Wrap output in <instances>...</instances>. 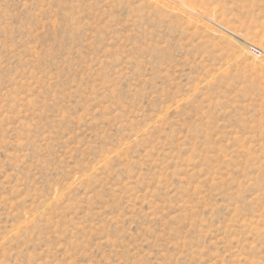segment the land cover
<instances>
[{
    "label": "rangeland",
    "instance_id": "1",
    "mask_svg": "<svg viewBox=\"0 0 264 264\" xmlns=\"http://www.w3.org/2000/svg\"><path fill=\"white\" fill-rule=\"evenodd\" d=\"M0 264H264V0H0Z\"/></svg>",
    "mask_w": 264,
    "mask_h": 264
},
{
    "label": "built area",
    "instance_id": "2",
    "mask_svg": "<svg viewBox=\"0 0 264 264\" xmlns=\"http://www.w3.org/2000/svg\"><path fill=\"white\" fill-rule=\"evenodd\" d=\"M253 51L258 52L257 49L252 48Z\"/></svg>",
    "mask_w": 264,
    "mask_h": 264
},
{
    "label": "bare ground",
    "instance_id": "3",
    "mask_svg": "<svg viewBox=\"0 0 264 264\" xmlns=\"http://www.w3.org/2000/svg\"><path fill=\"white\" fill-rule=\"evenodd\" d=\"M258 49V48H257Z\"/></svg>",
    "mask_w": 264,
    "mask_h": 264
}]
</instances>
